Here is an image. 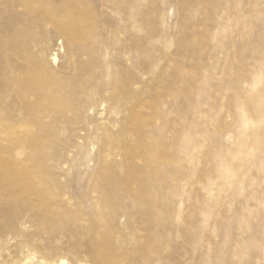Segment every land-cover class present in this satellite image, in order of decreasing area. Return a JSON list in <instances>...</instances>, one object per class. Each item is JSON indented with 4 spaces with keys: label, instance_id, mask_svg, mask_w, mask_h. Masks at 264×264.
Segmentation results:
<instances>
[{
    "label": "rangeland",
    "instance_id": "374dc122",
    "mask_svg": "<svg viewBox=\"0 0 264 264\" xmlns=\"http://www.w3.org/2000/svg\"><path fill=\"white\" fill-rule=\"evenodd\" d=\"M61 261L264 264V0H0V264Z\"/></svg>",
    "mask_w": 264,
    "mask_h": 264
},
{
    "label": "bare ground",
    "instance_id": "6f19581e",
    "mask_svg": "<svg viewBox=\"0 0 264 264\" xmlns=\"http://www.w3.org/2000/svg\"><path fill=\"white\" fill-rule=\"evenodd\" d=\"M141 207V206H140ZM60 264H63V262L61 261Z\"/></svg>",
    "mask_w": 264,
    "mask_h": 264
}]
</instances>
